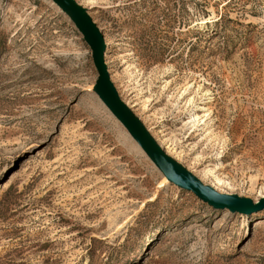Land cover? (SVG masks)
Wrapping results in <instances>:
<instances>
[{
  "label": "rangeland",
  "instance_id": "rangeland-1",
  "mask_svg": "<svg viewBox=\"0 0 264 264\" xmlns=\"http://www.w3.org/2000/svg\"><path fill=\"white\" fill-rule=\"evenodd\" d=\"M72 1L166 156L264 199V0ZM98 81L62 7L0 0V264H264V209L165 180Z\"/></svg>",
  "mask_w": 264,
  "mask_h": 264
},
{
  "label": "water",
  "instance_id": "water-1",
  "mask_svg": "<svg viewBox=\"0 0 264 264\" xmlns=\"http://www.w3.org/2000/svg\"><path fill=\"white\" fill-rule=\"evenodd\" d=\"M54 1L61 5V7L64 9L63 11H65L66 13L68 12L73 16L74 19L72 20L76 23L85 41L93 50L99 69V87H101L102 97L106 101L109 110L119 118V120L126 128L138 131L143 135L149 145L141 146L144 147V149L148 152L151 158L155 157L156 165L160 168L161 171L175 175L179 180V186L184 187L181 182H186V184H184L186 185V187L184 188L192 189L204 200L217 207L237 209L246 212L259 211L264 209V199L253 203L249 200L219 194L212 190L210 187L204 185L198 178L182 169L177 163L167 157L166 154L160 148L155 138L149 132V130L141 122L137 121L133 118V116L125 112L121 104L118 102L108 82L106 65L104 61V52L97 46V44L99 43L97 42L95 35V39L93 40L92 33L94 34V32L89 26V24L79 15L75 7H73L69 2H67V0ZM109 94L113 95L114 100L121 108V110H119L117 107H115L109 102ZM168 162L173 164L177 169L171 167Z\"/></svg>",
  "mask_w": 264,
  "mask_h": 264
},
{
  "label": "bare ground",
  "instance_id": "bare-ground-1",
  "mask_svg": "<svg viewBox=\"0 0 264 264\" xmlns=\"http://www.w3.org/2000/svg\"><path fill=\"white\" fill-rule=\"evenodd\" d=\"M52 2H54L56 5H59L60 7H61V5L60 4H58V3H56L54 0H52ZM67 2H69L73 7H75V9L78 11V13H79V15L87 22V18L85 17V15L82 13V11L81 10H79L75 5H74V3H73V1L72 0H67ZM64 10V9H63ZM67 16H69L70 18H71V21H72V19H74L73 18V16L70 14V13H68L67 12ZM88 23V22H87ZM92 38H93V40L95 39L94 38V34L92 33ZM97 46L99 47V49H102L101 48V46H100V44H97ZM109 102L112 104V105H114L115 107H117L119 110H121V108L118 106V104L116 103V101L114 100V97H113V95H111V94H109ZM106 102V101H105ZM106 105V104H105ZM108 106V105H107ZM115 116V115H114ZM118 120H119V118L117 117V116H115ZM197 119V117L196 116H194L193 117V120H196ZM120 121V120H119ZM127 130H128V132H129V134L130 135H132V137L133 136H135L139 141H140V143L143 145V146H148L149 144H148V142L146 141V139L143 137V135L140 133V132H138V131H135V130H132V129H128L127 128ZM152 160H153V162L156 164V161H155V157H153L152 158ZM169 163V162H168ZM170 164V166L171 167H173L174 169H177L173 164H171V163H169ZM163 172V171H162ZM163 174H164V177H165V180H167V181H172V182H174L175 184H178L179 183V180H178V178L175 176V175H173V174H171V173H168V172H163ZM182 183V185L184 186V187H186V185H184V184H186V182H181ZM214 189V188H213ZM230 210H235V209H231V208H229Z\"/></svg>",
  "mask_w": 264,
  "mask_h": 264
}]
</instances>
